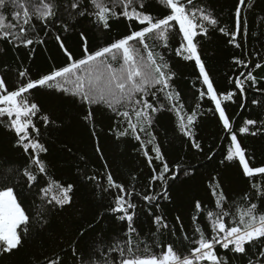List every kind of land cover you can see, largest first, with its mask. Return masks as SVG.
Returning a JSON list of instances; mask_svg holds the SVG:
<instances>
[{
	"label": "snow or ice",
	"instance_id": "snow-or-ice-1",
	"mask_svg": "<svg viewBox=\"0 0 264 264\" xmlns=\"http://www.w3.org/2000/svg\"><path fill=\"white\" fill-rule=\"evenodd\" d=\"M155 3L156 14L152 11L153 0H0V42L4 45L0 52L6 53L11 46L17 53L26 49L30 55L35 45L45 43L41 34L50 37L54 29L57 32L54 38L65 58L63 66L38 78H32L27 69L18 70V79L11 88L6 76L0 75V125L13 134V147L27 157L26 167L17 173L15 184L0 188V256L18 252L25 238L34 232L38 236L49 232L51 218L73 204L74 183L64 185L52 179L46 186L41 187L39 183L40 178L48 175L41 154H47L49 149L42 142V128L35 121L39 119L44 129L54 121L42 114L39 104L30 97L33 90L46 89L69 96L84 106L83 119L88 123L94 121V106L111 112L117 127L116 138L130 137L138 142L137 150L142 152L151 175L144 193L136 192L135 185L130 189L117 182L111 171L104 173L106 183H101L97 175L84 177L102 195L111 197L104 213L88 229L80 230L79 238L72 240L61 253L37 255L34 264H230V258L246 259L247 264H264V166L250 164L247 149L238 139V135L264 134V119L247 118L242 126L234 129L226 111L229 103H236L237 96L241 99L240 107H245L248 86L262 96L264 87L257 86L259 82L251 71L247 74L241 71L229 81L237 91L218 92L201 59L197 42L198 38L209 35L210 28H218L229 37L230 44L241 48L238 37L242 32V9L246 0H238L235 7L234 30L219 27L218 19L196 0H155ZM247 6H252L251 0ZM9 10L10 16L6 15ZM82 21L101 32L111 31L113 23L120 22L126 31L105 46L92 50L88 35L82 30L79 33L81 52L77 58L59 33L79 27ZM175 37L179 38L175 56L194 62L197 80L203 86L198 89V100L206 98L210 102L212 107L208 111L217 116L227 138L229 146L221 163L237 161L252 192L244 194L245 203L233 212L217 179L214 185H209L214 210H205L196 201L197 215L191 217L192 234L181 224L182 238L165 241L164 231L175 237L177 230L170 227L165 215L159 214L162 212L159 201L170 200L169 181L179 177L180 167L177 165L175 170L170 167L155 142L152 128L156 114L165 110L173 113L179 131L197 151L203 149L194 129L199 117L205 114L199 111L200 102L191 110L186 108L174 86L176 74L165 55L157 50H170V39ZM232 63L245 69L249 67V62L238 57ZM254 67L260 69L264 63L256 62ZM251 103L262 105L257 99ZM92 135H96L94 130ZM147 145H151L150 151ZM96 152L104 160L99 146ZM213 155L208 159L212 160ZM104 168H108L106 162ZM20 177L28 189L38 188L39 203L35 204L34 214L25 209L15 191ZM157 184L159 192L155 190ZM134 196L139 197L143 211L150 217L147 237L137 227L141 205L133 202ZM105 215L123 225L121 232L108 239L101 234L85 242L89 229H95Z\"/></svg>",
	"mask_w": 264,
	"mask_h": 264
},
{
	"label": "trees",
	"instance_id": "trees-1",
	"mask_svg": "<svg viewBox=\"0 0 264 264\" xmlns=\"http://www.w3.org/2000/svg\"><path fill=\"white\" fill-rule=\"evenodd\" d=\"M201 7H206L219 21V27H227L234 30V12L238 0H196ZM248 0L242 9V32L238 42L242 45L237 49L230 44L229 37L224 36L218 28H210L209 35L198 38L199 53L206 69L212 78L218 92L237 91L230 79L235 78L241 71L245 74L251 71L258 80V87H264V67L256 69V62L264 63V0H251V7L247 6ZM157 5L153 0V14H156ZM6 15H11L9 10ZM85 31L88 35L89 47L92 50L105 46L112 39L125 33L124 23L114 22L111 31L101 32L86 21H82L79 27L69 32L61 31L59 34L64 39L66 46L77 58L81 52V40L79 33ZM57 32L53 29L50 37L41 38L44 44H37L29 55L28 50L11 49L0 52V75L6 76V82L11 88L18 79V70L27 69L32 78H38L41 74H47L50 70L63 66L64 57L55 40ZM178 37L170 39V50L158 48L170 67L175 72L174 86L181 93L187 109L191 110L197 102L201 103L199 111L205 114L200 116L194 129L197 141L203 151H197L191 147L190 141L184 137L177 126L176 117L168 111L156 114L153 124V134L156 143L166 161L174 170L180 167V175L176 180L169 181L170 200H160L162 212L170 227L177 230L175 237H170L164 231L163 239L178 240L182 238L179 231L181 224L189 235L192 234L191 217L197 215L194 210L196 201H200L205 210H214V198L211 195L210 184L214 185L218 179L227 194L229 207L233 212L243 205L242 199L245 193L252 192L250 182L241 174V168L237 161L222 164L221 160L227 149L228 142L222 127L218 123L217 116L208 111L212 107L205 98L198 100V89L203 86L197 80L198 70L194 62L183 61L175 56L174 49L179 46ZM151 44V41H149ZM0 42V48H3ZM234 57L249 62L247 69L235 66ZM248 82H246V86ZM247 100L245 107H240L241 99L236 97V103H229L227 113L233 122L234 129L242 126V121L247 118L264 119V96L250 86L247 87ZM37 102L42 109V114H47L53 124L44 129L42 122H35L42 128V142L49 149L47 154H41L47 165L48 175L40 178V186H46V182L52 179L61 184L74 183L73 204L66 210L51 218L49 232L36 235L34 232L25 238L23 247L10 256H0V264H34L37 255H54L61 253L68 244L78 239L80 230L88 229L98 216L104 213L111 197L101 194L92 182H86L84 177L97 175L101 183H106L104 173L111 171L117 182L124 183L126 187L144 193L151 170L147 167L142 152L138 151V142L130 137L116 138L117 127L113 114L101 106H94V121L88 123L83 119L86 108L74 101L73 98L53 93L46 89L33 90L30 97ZM253 99L261 100L262 105H253ZM96 135L93 136L92 132ZM143 135V134H142ZM147 139V137H144ZM242 147L247 149V156L253 166H264V134L255 137L250 135L239 136ZM13 134L6 131L0 125V188L12 186L16 182L17 173L26 167L27 157L20 149L13 147ZM102 150L104 160L100 159V153L96 147ZM150 151L151 145H147ZM213 159L208 156L213 154ZM108 168H104V163ZM159 167V165H157ZM8 169H12L9 172ZM187 172V175H185ZM133 177L137 179L133 180ZM259 178H257L258 180ZM157 192L160 185L155 186ZM15 191L19 200L30 214H34L35 204L39 203L38 188L34 186L28 189L22 177L16 184ZM133 202L140 204V221L137 227L140 232L149 235L151 227L150 217L143 211L142 201L138 196L133 197ZM258 202V201H254ZM264 207V205H262ZM180 217V221H176ZM203 220V217H202ZM231 223V220L228 221ZM123 225L113 221L107 215L101 223L96 224L95 229H89L86 240H91L98 235L106 239L119 234ZM230 264H247L246 259L234 260L230 258Z\"/></svg>",
	"mask_w": 264,
	"mask_h": 264
}]
</instances>
